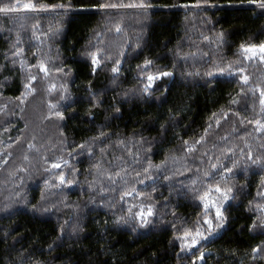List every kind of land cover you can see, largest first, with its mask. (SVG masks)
Instances as JSON below:
<instances>
[{"label": "trees", "instance_id": "1", "mask_svg": "<svg viewBox=\"0 0 264 264\" xmlns=\"http://www.w3.org/2000/svg\"><path fill=\"white\" fill-rule=\"evenodd\" d=\"M146 2L152 5L147 12L117 8L70 21L52 9L0 13V264H191L193 257L171 242L173 226L182 231L201 213L190 179L202 180L218 161L231 167L234 159L227 227L205 241L203 250L207 264H264V250L255 259L251 251L264 235L248 227L264 216L257 208L264 203L257 196L264 169L246 163L249 151L264 157V132L249 123L264 120L260 92L249 93L238 76L205 75L233 63L242 41L264 39V10L242 0H209L213 6L201 9L180 7L195 0ZM61 21L62 31L53 35ZM89 41L103 49L95 73L84 55ZM17 48L22 51L13 55ZM146 57L154 61L152 71L173 73L157 81L159 89L150 96L137 91L136 66ZM117 59L122 67L113 82ZM38 61L47 64L48 77L66 85L67 99L47 95L42 73L32 82L35 92L21 97L26 77L38 71L28 65ZM50 100L59 104L62 119L50 114ZM61 159L68 164L53 169ZM149 164L151 180L143 171ZM61 172L73 183L56 187ZM200 180L196 187H202ZM212 182L224 186L219 176ZM132 188L142 195L122 200ZM149 204L150 223L140 227L129 209L134 213ZM117 217L124 220L117 223Z\"/></svg>", "mask_w": 264, "mask_h": 264}, {"label": "snow or ice", "instance_id": "2", "mask_svg": "<svg viewBox=\"0 0 264 264\" xmlns=\"http://www.w3.org/2000/svg\"><path fill=\"white\" fill-rule=\"evenodd\" d=\"M244 3H248L251 5H255L257 8L264 10V0H242ZM202 6H213L209 5V0H195L192 4H182L180 7L189 8L193 7L196 9H201ZM152 7L146 0H139V2H134L128 5L125 4H116L111 2H104V0H100V2H90V0H62V2L58 4H40L34 3L33 0H27L25 3H20V0H13L11 3H0V13H4L7 15L20 14L21 12H35L37 10H47L52 9L57 11V14L67 18L69 21L78 14H89L90 12L94 13H102L106 12L109 9H117V8H134L139 9L144 12H147L148 9ZM167 7V6H165ZM62 21L58 22V27L56 32L53 35H57L60 31H62ZM116 31H120V25H115ZM49 31H52L49 29ZM95 37H99L100 33L95 32ZM224 33H217V39L221 42L223 41ZM19 39V37H17ZM203 39L208 40V37L205 36ZM99 43V40H97ZM88 48H95L94 45L89 41L87 48L85 49L84 55L90 58L91 60V71L95 73L97 71V66L101 64V53L103 49L95 48L93 51H88ZM22 50L20 48L16 49V52L13 55H18ZM123 55V53H121ZM237 59L233 63L225 64L223 67L216 66L212 70L205 73L206 76L212 77L214 73H219L221 75L227 74L228 76H238L239 80L242 81L245 85L249 81V76L246 74L245 65L246 63L259 62L260 64H264V39H260L256 42L254 39L250 38L249 41H242L237 48L235 53ZM110 59V57H109ZM15 63V61H13ZM154 61L149 58H144L142 64H138L136 66L137 72V81L141 84V87L137 90L138 92L151 95L153 91H157L159 89V85L156 83L157 81H161L164 77H172L173 73L168 70H160L157 68L155 71L151 70ZM24 61H21V66L23 67ZM29 68L35 67L38 69L36 74L29 73L26 77V83L23 84V91L21 92V97H26L29 93L35 92V88L32 86V82L38 79L40 74H43L44 78L48 77L50 69L44 61H38L36 65H28ZM122 67L121 60L117 59L114 61L113 66L111 68V72L113 73V82H115L116 77L120 74ZM57 73H64V75H68L65 72L63 67H56L54 69ZM70 71V70H69ZM190 74V73H189ZM62 91L60 92V100L67 99L65 93L67 92V87L65 84L60 85ZM257 89L260 92V104L261 110L264 112V89L260 88L257 85ZM56 90V85L49 84L48 92H52ZM93 99L96 98V93H91ZM127 95V93H125ZM23 103V100H21ZM232 103H236L235 100ZM59 107L58 103H53L51 100L49 101V110L50 114L59 118H63V113L57 111L56 109ZM119 109H117L118 111ZM226 115V113H225ZM215 117V113L213 114ZM219 124V120L216 121ZM243 123V120L241 121ZM249 123L254 124L256 132H264V120L257 118ZM208 127H211L209 125ZM205 133H207L208 128L204 129ZM100 135H103L101 133ZM203 137L200 138L202 140ZM200 140H196L195 144L200 143ZM185 145L188 144V141H184ZM195 144L191 145L186 151L194 148ZM29 147H34V145H29ZM83 147V145H80ZM91 151V149H89ZM228 152H232V149H227ZM243 155V151H242ZM27 158V157H25ZM7 159V157H5ZM47 163V161H45ZM250 162L251 165H254L258 168L264 169V157L256 156L253 158L251 151L247 153L246 163ZM61 164L67 165L68 161L61 159L59 163L53 162L51 167L53 169H59ZM237 160L232 161V166H226L221 162L212 163L210 165L211 169L214 171H204L203 179L200 180L199 177H192L190 179V191L194 193V200L198 201L196 206L201 209V213L197 214V219L192 223L189 227L187 225H182V231L178 230L173 226V240L172 243L179 242V247L181 252H186L193 257L191 264H207V260L205 257V251L203 250V243L205 241H210L211 237L219 231H223L227 227V218L225 216V211L229 206L230 202L235 199V194L233 191L234 186L228 183V179L232 176H235L237 173L233 171V168L237 167ZM153 167V165L149 164V167L143 169L146 174V179H153L151 175H149V169ZM155 167L159 168L160 165H155ZM222 169V171H221ZM75 171V169H73ZM185 171H188L186 168ZM117 175H119V170L117 171ZM139 176V173H136ZM216 176H219L220 181L223 182L224 186L222 187L219 182L213 183L212 181ZM111 178V176L109 177ZM165 180L169 179V176L164 177ZM59 183L56 187H60L65 182L68 184H72L73 181L67 179L63 172L57 177ZM198 180H200V184L202 187H196ZM48 181H45L47 184ZM143 183V181H140ZM91 187V185H89ZM259 191L257 192V196H259L262 200H264V176L261 177V184L258 185ZM103 190V189H102ZM155 191V188H153ZM134 193L137 195H142V193H138L135 188H132L131 191H125L121 196L123 200L126 196H132ZM252 201H249L251 204ZM36 206L33 205V208ZM140 210L133 213L132 209H129V214L131 218L136 219L139 222L140 227H143L150 223L148 217L153 215V207L151 204L148 205L145 210L144 205L139 206ZM259 211L264 212V203H260L257 205ZM123 217H117V223L123 221ZM127 222V221H125ZM251 230H255L257 228L260 229L258 234L264 235V216L259 218V222L257 220H253L252 224L248 226ZM63 231V228H61ZM135 231V229H133ZM258 250H264V241L261 244L256 245L251 249L253 256L252 259L256 258ZM199 255H196V253Z\"/></svg>", "mask_w": 264, "mask_h": 264}, {"label": "rangeland", "instance_id": "3", "mask_svg": "<svg viewBox=\"0 0 264 264\" xmlns=\"http://www.w3.org/2000/svg\"><path fill=\"white\" fill-rule=\"evenodd\" d=\"M246 74L249 76V81L246 84L248 88V92L250 93L251 91L252 93L258 95L259 90L257 89V85H259V87L262 89L264 86V64H260L258 61L254 62L253 68H250V71L246 70ZM53 83L56 85V90L52 92L47 91V95L60 93L62 91V89L60 88V85L62 84H59L57 77L54 79H51L50 77L46 78V89H48L49 84H53ZM258 156H260V154H258Z\"/></svg>", "mask_w": 264, "mask_h": 264}]
</instances>
